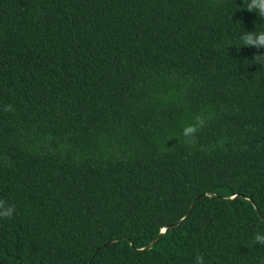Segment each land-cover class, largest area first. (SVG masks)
Listing matches in <instances>:
<instances>
[{
  "label": "trees",
  "instance_id": "obj_1",
  "mask_svg": "<svg viewBox=\"0 0 264 264\" xmlns=\"http://www.w3.org/2000/svg\"><path fill=\"white\" fill-rule=\"evenodd\" d=\"M246 4L0 0V264H264V48L237 47L264 18Z\"/></svg>",
  "mask_w": 264,
  "mask_h": 264
},
{
  "label": "clouds",
  "instance_id": "obj_2",
  "mask_svg": "<svg viewBox=\"0 0 264 264\" xmlns=\"http://www.w3.org/2000/svg\"><path fill=\"white\" fill-rule=\"evenodd\" d=\"M245 9L255 12L261 18H264V0H247ZM241 43L239 46L254 47L256 49L264 48V30L246 31L239 37ZM232 45V44H229ZM236 45V44H235ZM252 61L256 64L264 65V54L257 52ZM5 111H12L11 105L5 106ZM208 116L201 113L194 117L190 123H185L174 137L179 143L187 146H195L198 133L206 126ZM166 147V146H165ZM15 205H11L7 200L0 198V220H11L15 215ZM255 244L264 245V233L256 232L253 236ZM194 264H205V258L199 252L194 257Z\"/></svg>",
  "mask_w": 264,
  "mask_h": 264
},
{
  "label": "water",
  "instance_id": "obj_3",
  "mask_svg": "<svg viewBox=\"0 0 264 264\" xmlns=\"http://www.w3.org/2000/svg\"><path fill=\"white\" fill-rule=\"evenodd\" d=\"M172 226V225H171ZM165 232V229H162L160 232H159V234L153 239V240H155L158 236H160L162 233H164ZM150 246V244H148L147 246H146V248H148Z\"/></svg>",
  "mask_w": 264,
  "mask_h": 264
}]
</instances>
